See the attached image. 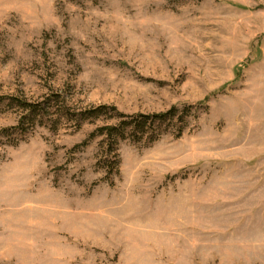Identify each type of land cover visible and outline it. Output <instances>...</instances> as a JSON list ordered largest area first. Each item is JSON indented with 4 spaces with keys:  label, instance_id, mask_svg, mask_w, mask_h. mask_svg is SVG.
I'll return each instance as SVG.
<instances>
[{
    "label": "rangeland",
    "instance_id": "rangeland-1",
    "mask_svg": "<svg viewBox=\"0 0 264 264\" xmlns=\"http://www.w3.org/2000/svg\"><path fill=\"white\" fill-rule=\"evenodd\" d=\"M0 264H264V0H0Z\"/></svg>",
    "mask_w": 264,
    "mask_h": 264
},
{
    "label": "trees",
    "instance_id": "trees-1",
    "mask_svg": "<svg viewBox=\"0 0 264 264\" xmlns=\"http://www.w3.org/2000/svg\"><path fill=\"white\" fill-rule=\"evenodd\" d=\"M20 105H22V108L27 111V117L23 116L24 118L30 119L36 112L35 105L28 103H21ZM107 109V107H99L88 111L87 114L92 117H97L99 115H109L111 118L118 117L121 119L117 125L115 124L100 128L101 134H104L106 140L109 142V149L114 143L117 144L116 141L118 140H137L139 138L137 135L145 133V131L148 132L149 138L153 140L157 137V131L160 130V127L167 124L168 121L174 119L177 113L176 108H171L165 113L124 116L123 114H116L115 108H109L112 114L105 112Z\"/></svg>",
    "mask_w": 264,
    "mask_h": 264
}]
</instances>
